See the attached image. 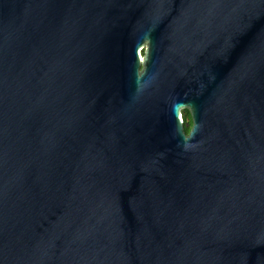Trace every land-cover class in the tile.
I'll use <instances>...</instances> for the list:
<instances>
[{"label":"water","instance_id":"1","mask_svg":"<svg viewBox=\"0 0 264 264\" xmlns=\"http://www.w3.org/2000/svg\"><path fill=\"white\" fill-rule=\"evenodd\" d=\"M0 264H264V0H0Z\"/></svg>","mask_w":264,"mask_h":264},{"label":"trees","instance_id":"2","mask_svg":"<svg viewBox=\"0 0 264 264\" xmlns=\"http://www.w3.org/2000/svg\"><path fill=\"white\" fill-rule=\"evenodd\" d=\"M182 117L187 121V123H188V127L190 128L189 115H188V113H187L186 110H183V112H182Z\"/></svg>","mask_w":264,"mask_h":264},{"label":"flooded vegetation","instance_id":"3","mask_svg":"<svg viewBox=\"0 0 264 264\" xmlns=\"http://www.w3.org/2000/svg\"><path fill=\"white\" fill-rule=\"evenodd\" d=\"M190 120V119H189ZM191 124V123H190Z\"/></svg>","mask_w":264,"mask_h":264}]
</instances>
